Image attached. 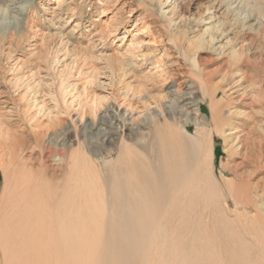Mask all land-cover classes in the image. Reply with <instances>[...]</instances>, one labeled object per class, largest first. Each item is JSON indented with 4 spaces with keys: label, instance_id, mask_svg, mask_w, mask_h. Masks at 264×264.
Segmentation results:
<instances>
[{
    "label": "rangeland",
    "instance_id": "374dc122",
    "mask_svg": "<svg viewBox=\"0 0 264 264\" xmlns=\"http://www.w3.org/2000/svg\"><path fill=\"white\" fill-rule=\"evenodd\" d=\"M123 28L134 30L124 34ZM115 29L119 31L113 36ZM129 45L135 58L123 56ZM18 64L21 66L17 75L21 80L19 86L31 88L24 102L22 96L15 95L10 81L14 76L12 67ZM243 73L248 74L257 90L264 92V0H0V120L5 119L20 135L30 134L22 123V111L27 105L33 108L42 94L66 111L69 104L62 101L61 88L70 89L67 99L73 93L79 94L89 120L95 115L99 119L112 114L110 108L115 106L139 113L149 104L162 103V98L168 97L171 91L184 90L188 84H193L201 97L210 86ZM39 80L42 87L35 86L34 81ZM106 80L109 85L102 87L100 83ZM75 84H78L77 91ZM137 94L145 98L134 99ZM207 101L201 103V112L209 125L206 129L213 130L214 118ZM222 101V107L228 105ZM263 106L264 101L260 104ZM260 117L263 123L264 113ZM218 121L223 122L220 117L216 118L220 128ZM262 126L260 132L249 127L247 133L253 136L251 145L256 146L255 153L260 156V167L252 170L249 183L258 184L264 190ZM189 131L194 136L197 129L191 126ZM76 134L86 148L89 142L81 126ZM132 136L127 132L125 141L129 143L128 138ZM64 138H60L59 146L44 142L34 152L32 164L52 176L51 160L63 153ZM151 139L140 137L132 143L147 148ZM94 140L98 142L96 135ZM225 148L222 137L214 136V163L209 167L210 176L207 175L222 184L221 173H225V180L235 187L247 180L234 176L244 169V157L237 153L230 156ZM82 155L87 157L85 152ZM115 157L107 159L111 163L104 165L105 160L100 159L98 164L108 171L113 168ZM12 159L8 150L0 156V207L7 202L14 182ZM92 171V177L99 175ZM52 198L53 192L49 191L50 206ZM202 198L197 197L186 233L189 236L180 237L179 247L167 243L168 232L163 238L157 231L154 242L131 249L90 246L79 252L74 248V256L79 257L77 261L70 253L73 248H63L66 260L59 264H96L99 256L104 264H264V213L245 204L246 210L225 215L226 225H232L234 232L228 227V231L222 232L217 223L224 215L223 201L219 205L212 197L211 200ZM263 198H254V201ZM130 221V218L121 219L124 230L129 231ZM170 235L176 241L174 227ZM190 241L193 242L184 248ZM1 249L0 245V264H4ZM122 252L126 255L124 261Z\"/></svg>",
    "mask_w": 264,
    "mask_h": 264
},
{
    "label": "bare ground",
    "instance_id": "6f19581e",
    "mask_svg": "<svg viewBox=\"0 0 264 264\" xmlns=\"http://www.w3.org/2000/svg\"><path fill=\"white\" fill-rule=\"evenodd\" d=\"M101 14L103 18L105 12ZM134 28L131 31L123 28L124 34ZM118 31L115 29L113 36ZM130 48L132 45L124 51L125 58L135 56ZM20 69L19 64L12 67L11 74L15 77L10 81L15 87V95L22 96L24 102L31 88L19 86ZM229 79L210 86L201 97L194 85L188 84L184 90L171 91L168 97L162 98V103L149 104L139 113L115 106L110 108L112 114L107 113L99 119L95 115L89 120L78 92L67 99L70 89L61 88L62 101L70 106L66 111L45 93L33 108L27 105L28 108L22 111V123L29 128L30 134L24 135L21 131L20 135L5 119L0 120V156L5 150L13 155L10 163L15 173L9 198L0 207L3 263L59 264L66 260L63 248H73L70 253L77 261L79 257L74 256V248L79 252L90 246L131 249L154 242L157 231L163 238L168 232L167 243L179 247L180 237L189 236L186 233L198 196L204 200H218L219 205L223 201L224 215L217 223L222 232L228 229L234 232L232 225H226L225 215L246 210L245 204L264 213V198L254 201V198L264 196V190L258 184L249 183L252 170L260 167V156L255 153L256 146L251 145L253 136L247 133L249 127L260 132L264 125L260 117L264 113V106L260 107L264 92L257 90L247 73ZM106 81L100 85L108 86L109 81ZM34 82L36 87L42 84L40 80ZM73 87L77 91L78 84ZM170 95L173 97L168 99ZM144 98L141 94L134 96L139 101ZM222 100L228 105L222 107ZM205 101L211 106L213 130L206 129L209 125L201 112V103ZM219 117L221 124L226 126L224 129L219 121L220 128L217 126L216 118ZM80 126L89 142L86 148L76 134ZM191 126L197 129L194 136L189 131ZM127 132L134 135L128 138L131 144L124 139ZM95 135L98 142L94 140ZM214 136L222 137L226 154L237 153L244 157V169L234 176L248 181L233 187L225 180V173H221L222 184L208 178L215 157ZM62 137H65L61 144L63 153L52 158L54 174L49 176L32 164L33 155L44 142L59 146ZM140 137L152 138L147 148L132 143ZM84 152L87 157L82 155ZM113 156L116 157L112 169L107 171L99 166L100 159L105 160L103 164L106 165L112 162L107 159ZM92 170L99 175L92 177ZM49 191L53 192L51 206L47 202ZM124 218L131 219L129 231L121 224ZM173 227L176 241L170 235ZM192 242L184 244V248ZM121 254L124 261L125 252ZM96 260V264H104L101 256Z\"/></svg>",
    "mask_w": 264,
    "mask_h": 264
}]
</instances>
